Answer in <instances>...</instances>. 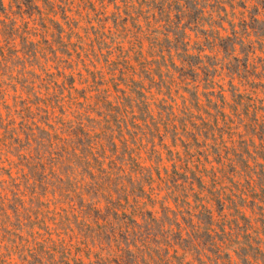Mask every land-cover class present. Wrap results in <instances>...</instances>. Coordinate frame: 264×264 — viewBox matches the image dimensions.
Here are the masks:
<instances>
[{"label": "trees", "instance_id": "obj_1", "mask_svg": "<svg viewBox=\"0 0 264 264\" xmlns=\"http://www.w3.org/2000/svg\"><path fill=\"white\" fill-rule=\"evenodd\" d=\"M233 1L120 0L117 5V0H107L115 11L98 19L103 30L111 22L120 32V26L141 19L164 30L162 42L154 47L160 53L145 70L159 72L161 79L162 69H188L179 83L185 87L177 85L188 97L180 95L181 104L175 107L159 100L154 111L148 103L150 89L128 81L126 65L120 69L124 87H115V101L101 89V73L87 70L84 78L79 73L76 84L66 57L70 39L65 42L63 28L52 21L59 54L53 53L47 120L30 125L22 120L15 127L12 119L0 118V156H5L0 162L8 164L0 167L7 177L0 181V264H264V0H240L251 16L241 22V31L228 21L231 35H224L223 22L210 20L226 13V5L234 8ZM13 2L15 15L13 6L6 9L0 0L4 63L22 61L20 55L37 57L35 49L27 50L36 46V28L22 33L16 18L35 25L32 15L42 18L43 12L35 0ZM97 30L92 37L86 31L88 47L102 54L112 30ZM119 58L104 60L115 66L113 74L128 54ZM22 66L21 77L35 75ZM196 69L207 90L201 93L204 104L198 98L201 81L192 79L198 84L187 87V75L199 77ZM216 78H227L228 89ZM15 82L38 99L34 81ZM0 93L5 94L2 87ZM19 104L22 111L29 110L25 100ZM162 149L170 154L166 160L171 169L154 173L152 164L162 162ZM140 151L148 154L144 161L150 165L133 157ZM25 196L30 206L24 205ZM23 229L67 230L64 237L40 242L32 233L31 239L23 237Z\"/></svg>", "mask_w": 264, "mask_h": 264}, {"label": "rangeland", "instance_id": "obj_2", "mask_svg": "<svg viewBox=\"0 0 264 264\" xmlns=\"http://www.w3.org/2000/svg\"><path fill=\"white\" fill-rule=\"evenodd\" d=\"M121 3L122 2H120V0H117L116 4L120 5ZM233 3L234 8L226 5V13L222 12L219 17L215 16L216 18L212 17V19L210 20L212 21L213 19H215L216 23L221 21L223 22V27L226 29V32L222 31L224 35H231V27L229 26L228 21L232 24L236 31H241L243 28L241 22L243 20L247 22L249 16H251V14H249V11H244L240 7V0L233 1ZM3 4L6 9H9L10 5H12V12H14V14L12 15H15V12H17V8L14 6L13 0H3ZM35 4L40 9V11L43 12L42 18H40L39 15L36 14L32 15L31 18L36 19L35 25H32V23L29 22L27 18H24L25 21H19V17H17L16 19L19 30L22 33L32 26L36 28V30H34L36 36L35 38L32 37L33 41L37 42L36 46H27V50L35 49L37 57L30 59L27 58L26 60L22 57V55H20V59L22 61L18 60L17 62L13 63H4L5 60L0 56V72L3 73L0 78V87H2L5 93L4 95L0 93V118L2 120H5L4 122L12 119L14 121L15 127H17L18 123L22 120L28 125L32 123L31 121L37 122V124H41L40 122H38L39 119L41 121L47 120L46 118L48 113L45 112L46 109L49 111V113L52 110V83L50 82L52 80V73H55L54 67L56 66L53 53L59 52L57 50L58 46L55 42L56 39L53 40L52 38V32L56 33L55 25L53 26L52 21L59 23L63 28V36L65 42L67 41V39H70V44H68L67 51L69 52L71 57H66L69 58L68 66H72L75 69L76 84H79V73L82 74L83 78L84 76H86L85 71L87 70L91 72L94 71L101 73V75L99 76L104 82L103 86H101V89H107L109 93L108 99L111 101H115V97L116 95H118L114 90L115 87H117L118 89H122L124 87V78L121 75L120 69L126 65L128 66L126 76L128 81H134L136 83L134 85L143 84L144 87H146L145 89H150L152 99H150L148 103L150 105V109H153V111L155 110L154 104H156L159 100H165L168 104H172L175 107V104H181V99L179 98L180 95L188 97V94L181 88H179V86L182 88L185 87L184 85L179 83L183 77H181V75H186L185 73L188 69L182 71H175L172 68H169L168 70L162 69L161 73L163 78L161 79L158 76L159 72L154 75L151 71L145 70V67L149 68L150 63H152L154 61L153 59L160 53L158 51L159 48L157 50L154 47H158L159 43L162 42L161 39L163 37V29H157L153 25L147 26L141 19L140 22L136 21L125 24L124 28L120 26V32H116L114 30L111 22L106 23L103 30V27L100 26L103 25V23L99 22L98 19H100L101 15L109 16L112 12L115 11L114 5L108 4L107 0H35ZM247 4L249 5V3ZM23 9H25V7H23ZM34 10L35 9L27 11L30 12ZM259 18L262 19L263 16H260ZM0 19H3L1 13ZM67 23H69L73 28L72 32L68 30ZM140 27L141 32L139 30ZM107 28H110L112 30V33H110L112 34L110 35L112 41L108 40L106 44L102 45V47L104 48V52L102 50V54L99 52V49H96L95 52H92L88 47L90 38L87 37L86 31L88 30L90 36L92 37V35H94L96 31H98L97 29H99L102 33L103 31L104 33H106ZM99 37H101V34H99ZM94 43L95 45H98L97 42L94 41ZM163 44L165 45V43ZM81 47L87 52H82ZM62 48L63 46L59 47V49ZM17 49L24 50V47H17ZM119 49H121L122 54H120ZM190 50L191 53H196V50ZM107 51H110L111 54H108ZM83 53H86L87 58ZM124 53L128 54V58L120 62V68L116 69L114 71L115 73L113 74L111 69L115 66H107L104 60L108 59V61H120L119 55L121 58H123ZM205 53L211 55L208 51H206ZM103 54L104 56L102 57ZM165 57L166 62L169 63L168 56L166 55ZM218 57H221V55H219ZM22 63L25 64L23 70L24 72H31L35 75L33 76L25 73L21 77L19 71H22L23 69ZM175 64L178 66L179 62L175 60ZM196 73L199 75V77L196 76L195 78H193L190 75H187V81L189 82V85L187 87L189 89H193L192 85L198 84H192V79L201 81L198 87V98L199 104H204L206 103L205 98L201 95V93L206 92L207 90L203 89L202 86L203 82L201 78H203V75L199 70H197ZM10 77L15 79L17 83L21 81V78H26L28 79V81H34V92H37L38 99L35 97V94L34 96L32 95V92L27 93L24 89H22L20 83L16 84V82L14 80H11ZM114 77L116 78L114 79ZM112 79H114V81H112ZM149 79L154 82H150ZM227 80L228 79L225 78V80L221 81L219 78H216V83L220 86H224V89L227 90ZM87 81L88 85L92 84L90 76ZM129 84H132V82H129ZM24 85H26V83ZM170 88V98H168L166 94L169 92L168 89ZM218 90L219 88H217L216 85L214 91L217 92ZM150 93H147V95H149ZM224 96L226 97V100L230 101L229 92L225 91ZM20 100H25L26 106L29 107V110L27 112L22 111L23 105L19 104ZM227 111L228 110L225 109V112ZM49 122L52 123V120L50 119ZM1 131L2 130L0 129V132ZM167 145H170V142H167ZM169 149H173L174 151L179 150L178 152L184 151L182 147L176 149L169 146ZM161 152V156L163 158L162 162L159 165L155 164V162L152 164L154 167V173L155 170H159L162 168L171 169V163L166 160L168 156L170 157V154L164 149H162ZM147 155L148 154L144 151H140L134 153L133 157L136 158L139 163L148 166L151 162L144 161L147 159ZM9 159L13 162H20V160L11 156H9ZM1 160H5V156L3 154L0 156V161ZM192 161H194L192 163H196L195 156L192 158ZM7 165L8 164L6 162H4L3 164L0 162V167L8 168ZM11 170L13 177H15L16 169L12 168ZM2 180H7V177L4 172L0 170V181ZM154 186H156V182L154 183ZM0 191H2L1 187ZM4 192L6 191H3L2 193ZM49 196L50 195H48V197ZM23 199L24 205L30 206V203L28 201L29 197L25 196ZM49 200L52 201V199ZM40 201L44 200L40 199ZM48 209L49 211H52V202L49 204ZM154 210L158 211V208H155ZM47 217H52V214L47 215ZM45 220L47 222V226L52 228L51 220H47V218H45ZM66 230L67 229H23L22 233L23 237H25L26 239H31L32 237L28 235L32 233L33 237L37 241L41 242L46 238L55 241L58 238L57 235H59V237H64L63 234Z\"/></svg>", "mask_w": 264, "mask_h": 264}]
</instances>
